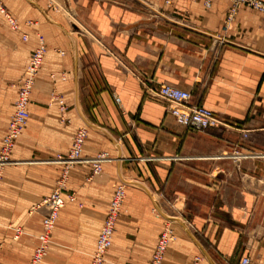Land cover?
Returning <instances> with one entry per match:
<instances>
[{
    "label": "crops",
    "instance_id": "obj_1",
    "mask_svg": "<svg viewBox=\"0 0 264 264\" xmlns=\"http://www.w3.org/2000/svg\"><path fill=\"white\" fill-rule=\"evenodd\" d=\"M167 1L2 0L21 27L1 18L0 145L24 74L12 99L7 71H25L39 34L48 51L13 151L31 166L2 185L0 264L30 261L43 211L29 208L64 167L46 160L66 155L82 126L83 156L111 160L97 175L89 162L70 169L65 193L76 200L60 212L46 264L90 263L121 182L115 262L150 264L171 222L178 239L164 264H240L244 256L264 264V13L241 5L226 27L231 0ZM162 84L191 91L221 123L179 124L170 102L151 94Z\"/></svg>",
    "mask_w": 264,
    "mask_h": 264
},
{
    "label": "built area",
    "instance_id": "obj_2",
    "mask_svg": "<svg viewBox=\"0 0 264 264\" xmlns=\"http://www.w3.org/2000/svg\"><path fill=\"white\" fill-rule=\"evenodd\" d=\"M170 2L169 0L167 1ZM210 6V1L206 2ZM245 5L249 8L264 13V0H231V7L228 12L226 27L237 14L239 7ZM1 18L6 20L10 28L20 30L19 19L12 14L5 3L0 0V24ZM24 40H29V34H23ZM48 48L44 35H38V45L32 52L23 77L20 81L18 95L14 104V112L9 120L7 132L5 133L0 146V182L3 176L4 167L14 163L12 154L19 138L23 135L31 116L30 104L31 95L38 78V74L44 64ZM65 79V78H64ZM153 96L160 97L171 104L170 111L177 122L186 127L196 130H205L221 123L216 112L204 104L196 103L193 94L170 84H162L158 89L152 90ZM53 100H58L61 111L66 109V104L59 94L53 95ZM117 102L120 98L116 97ZM89 135L87 126H82L76 132L69 152L65 155L59 153L53 162L62 164L63 171L54 190L45 196L40 202L32 207V211H43L42 231L38 236V243L28 264H43L50 246L56 223L61 210L70 202L76 200L74 193L66 194L68 186L69 171L76 164L89 162L92 164V174H100L103 164L111 157L108 152H102L94 157H84L83 151ZM126 196V183L121 182L116 186L115 193L111 200L107 216L101 226V230L94 248L89 264H104L106 255L113 244V237L116 223L120 215L121 207ZM22 233V228H16L15 238L18 239ZM174 236L170 229H166L158 239L153 251L150 264H164L165 256ZM240 264H251V258L244 256Z\"/></svg>",
    "mask_w": 264,
    "mask_h": 264
},
{
    "label": "rangeland",
    "instance_id": "obj_3",
    "mask_svg": "<svg viewBox=\"0 0 264 264\" xmlns=\"http://www.w3.org/2000/svg\"><path fill=\"white\" fill-rule=\"evenodd\" d=\"M5 31H7V30H5ZM5 57H6V55L4 53L0 52V78L3 76V70L1 69V65H2V62L4 61ZM7 72H8L9 77L11 78V87L7 88L9 91L7 90L6 92H9V94L11 95V98L14 99V97L16 96V91L18 89L19 81H20L24 71H23L22 66H19V68H16V66H14L11 69H9ZM38 76H39V74H38ZM37 80H38V78H37ZM51 99H49V102L51 101ZM56 109L60 110L59 106H57ZM12 158H13L12 162H14V163L8 164L7 166L4 167L3 176H2V179H1V182H0V194H1V191H2V185H3L4 179H5V177L7 176L8 173L13 172L15 174H20V175H24L25 176V174L28 173V170H29V168L31 166L29 164L23 163V162L29 161V160H23V159L16 158L14 156V153L12 154ZM54 159H55V157L51 158V159H47L46 161H54ZM55 163H57V162H55ZM58 180H59V178H57L56 182L54 183L53 187L50 189L49 193H51L54 190V188L57 185ZM33 206H31L29 208V213H31ZM156 213H157V211H156ZM57 223H58V221H57ZM57 223H56V227L54 229V233H55V230L57 228ZM166 229H170L171 233L173 234L174 238H173L171 244H174L177 241V239H178L177 230L174 228V226H173V224L171 222H168L165 230ZM22 232H23V230H22ZM54 233H53V235H54ZM15 235H16V233H15ZM38 236H39V233L36 234V238H37L36 242L37 243H38ZM54 243H55V241H54V238L52 236V238L50 240V246L48 248V253H47V256H46L43 264H46V262L48 260H51L52 248L54 247ZM111 249H109V251L107 252L106 260H105L104 264H129V263H118V262H115L114 261L115 252L113 253Z\"/></svg>",
    "mask_w": 264,
    "mask_h": 264
},
{
    "label": "bare ground",
    "instance_id": "obj_4",
    "mask_svg": "<svg viewBox=\"0 0 264 264\" xmlns=\"http://www.w3.org/2000/svg\"><path fill=\"white\" fill-rule=\"evenodd\" d=\"M36 84V83H35Z\"/></svg>",
    "mask_w": 264,
    "mask_h": 264
}]
</instances>
